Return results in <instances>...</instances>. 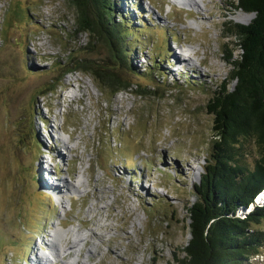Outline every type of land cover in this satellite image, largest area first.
I'll return each instance as SVG.
<instances>
[{
    "label": "rangeland",
    "instance_id": "374dc122",
    "mask_svg": "<svg viewBox=\"0 0 264 264\" xmlns=\"http://www.w3.org/2000/svg\"><path fill=\"white\" fill-rule=\"evenodd\" d=\"M118 1L122 16L137 28L123 48L129 67L104 43L84 49L90 34L75 31L68 0H0V264H25L35 253L45 260L44 251L59 264H75L62 252V236L76 228L77 238L91 235L95 225L86 227L85 221L108 203L115 207L112 227L102 242L93 237L102 247L97 264L109 255L108 264H173L190 240L187 208L197 201L194 185L215 151L208 105L231 79L227 51L233 50V58L240 53L235 38L226 37L225 23L249 24L254 14L238 10L236 0H197L208 5L202 15L184 0ZM177 55L188 60L176 64L177 58L187 59ZM70 57L94 59L133 87L113 95L91 74L63 75ZM62 75L56 90L43 96ZM144 88L150 93H136ZM71 92L81 100H72ZM51 137V157H62L53 161L60 169L50 167L51 177L70 173L81 189L71 192L75 201L69 195L55 200L42 188L39 168L47 167L42 152L52 149ZM72 146L80 158L69 153ZM237 151L246 166L255 167L260 151L254 138H241ZM88 179L104 196L92 195ZM84 189L91 195L87 200ZM263 203L264 198L256 201ZM250 211L239 209L237 215ZM99 219L104 221L103 211ZM253 228L264 231V220ZM53 235L59 256L49 246L40 250ZM261 251L255 264L264 260ZM87 258L83 248L79 259Z\"/></svg>",
    "mask_w": 264,
    "mask_h": 264
},
{
    "label": "trees",
    "instance_id": "16d2710c",
    "mask_svg": "<svg viewBox=\"0 0 264 264\" xmlns=\"http://www.w3.org/2000/svg\"><path fill=\"white\" fill-rule=\"evenodd\" d=\"M68 2L75 10V31L90 34L84 49L94 51L95 45L104 43L115 60L129 67L131 62L123 48L132 43L126 37L135 35L137 28L122 16L119 1ZM236 3L238 10L254 14V18L249 24L225 23L230 27L226 37L235 38L240 53L233 58V50L227 51L231 79L215 92L208 105L214 116L215 151L203 166L199 183L194 185L197 201L187 208L191 237L182 249V257L177 256L173 264H255L253 259L264 250V231L253 228L264 220V204H256L255 200L264 191V0ZM66 67L63 75L80 71L91 74L113 95L133 87L114 70L89 57H70ZM63 75L42 95L55 91ZM136 93L150 92L144 88ZM243 137L254 138L260 151L252 169L237 151ZM248 208L251 211L245 217L237 215L239 209ZM257 264H264V260Z\"/></svg>",
    "mask_w": 264,
    "mask_h": 264
},
{
    "label": "bare ground",
    "instance_id": "6f19581e",
    "mask_svg": "<svg viewBox=\"0 0 264 264\" xmlns=\"http://www.w3.org/2000/svg\"><path fill=\"white\" fill-rule=\"evenodd\" d=\"M173 1H175V3ZM173 1H171V3H173V4H176V2L179 4L182 3V2H180L181 0H173ZM184 1H187L190 4V6H195L191 9L192 13L197 12L199 15H202L203 10L208 8V5H205L203 8L197 0H184ZM202 1L205 2V4H206V0H202ZM186 6L187 5L185 4V7ZM194 8H196V9H194ZM193 10H196V11H193ZM177 56L187 58V56H184V55H181V56L177 55ZM177 59H178V61L176 62V64H178V62H180L182 65L185 63V61L188 60V58L184 59V60L181 58H177ZM174 62H175V60L172 62V64ZM214 65L215 64H213V67L215 68ZM68 96L72 100H75L77 98H80L82 95L79 92H71V94H68ZM80 100H81V98H80ZM48 120L49 119H47V121ZM61 140L64 143V145H66V147L68 149V143L66 142L67 141L66 138H63ZM68 151H69V153H73L75 151V153H76L75 158H80V152L76 147H73V146L69 147ZM59 156L60 155L57 154V155H55V158H57V160L59 159V161H60V158H62V157H59ZM54 167H56V165ZM67 170H68V168H67ZM50 172H51V170H47L45 167H43L42 169L39 168V174L41 175V179L44 180V182H45V186L42 185V187H43L44 191L46 193H48L49 195L54 196V197L58 196V197H60L59 199L61 200L64 196L70 195L73 190H77V191L81 190V189L76 188L71 183L74 178H72L70 176V173H69V178H64L61 175V173H59V176H53V180L55 178H57L58 181L57 182L56 181L50 182V178H52ZM72 172H73V174L76 173V171L74 172V170H72ZM77 181L81 184V187H82V185L83 186L86 185V181L84 180V178H82L81 180L78 178ZM87 186H93L94 187L92 190L93 196H99L100 192H101V195L104 196L105 192L100 191V188H98V186H94V184H92L89 181V179L87 181ZM84 191H85L84 200H87V198H89L91 195H89L90 192H88L86 189H84ZM88 195H89V197H88ZM68 198H69V196H68ZM259 198L260 199L264 198V194H262V196ZM259 198L257 200L258 202H259ZM102 211H103V215H104V221H102L100 219L97 220V217L102 215ZM114 211H115V207H114L113 203H108L107 205H104V206H97V208L93 211L94 212L93 218L85 221L86 227H89L91 223H93L95 225V227H91V235H88L85 238L81 239V238L75 237V235H79V232L81 231V229L76 228V230L72 229V231H68L61 238L63 245H65V247H66L65 249H62L63 254L68 256V258L73 257L75 264H97L96 259L102 253V250H101L102 247H101L100 243L102 242L103 233L105 231H108L109 229H111L112 225L109 222V219H110V217H112L111 215L114 214ZM92 229H94V230L92 231ZM56 233H58V232H56ZM68 234L71 236L73 235V237L75 239H72V237L69 236ZM93 237L99 238L101 240V242L95 244ZM49 247L51 249L55 250V252H56L55 255L59 256L60 248H59V244H58L56 236H54V235L52 236ZM83 248L86 250V253L88 254V258L86 261L79 259V256L82 253ZM110 258H111L110 255L106 256L105 259H101L99 264H108V259H110ZM117 258L120 259V256ZM36 260L37 261L41 260L43 262V257L41 256V254L36 253ZM55 264H59L57 257H55Z\"/></svg>",
    "mask_w": 264,
    "mask_h": 264
},
{
    "label": "clouds",
    "instance_id": "9594fccd",
    "mask_svg": "<svg viewBox=\"0 0 264 264\" xmlns=\"http://www.w3.org/2000/svg\"><path fill=\"white\" fill-rule=\"evenodd\" d=\"M257 201V200H256ZM264 204V203H263Z\"/></svg>",
    "mask_w": 264,
    "mask_h": 264
}]
</instances>
